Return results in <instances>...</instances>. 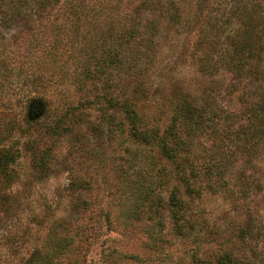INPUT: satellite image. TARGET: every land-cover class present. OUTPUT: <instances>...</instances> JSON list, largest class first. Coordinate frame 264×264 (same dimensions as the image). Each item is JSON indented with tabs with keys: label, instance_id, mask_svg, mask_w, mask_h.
Returning <instances> with one entry per match:
<instances>
[{
	"label": "rangeland",
	"instance_id": "374dc122",
	"mask_svg": "<svg viewBox=\"0 0 264 264\" xmlns=\"http://www.w3.org/2000/svg\"><path fill=\"white\" fill-rule=\"evenodd\" d=\"M111 95L206 110L172 160ZM261 101L264 0H0V264H264Z\"/></svg>",
	"mask_w": 264,
	"mask_h": 264
},
{
	"label": "trees",
	"instance_id": "16d2710c",
	"mask_svg": "<svg viewBox=\"0 0 264 264\" xmlns=\"http://www.w3.org/2000/svg\"><path fill=\"white\" fill-rule=\"evenodd\" d=\"M46 4V2H44ZM248 47V49H246ZM243 49L246 50L247 54L255 51L254 47H249L247 44L243 45ZM259 53H255L254 56H257ZM256 73V72H254ZM108 100L121 110L123 114V125L124 130L129 131V134L132 135L135 139L142 142H155L160 145L161 153L164 157L174 160L176 157L180 156V152L187 149V141L182 136L180 131V124L185 122L187 119H195L197 117H202L203 112L206 110L203 105L196 107L194 103L189 100L181 98L179 105L178 115L172 117L171 124L165 129L162 134L159 133L158 129L155 127H149L147 121L143 114L139 112L136 107L135 100L129 98L122 99L121 97L111 95ZM258 105L255 108V111L252 112L254 116L262 118L264 115V101L257 103ZM254 110V109H253ZM264 130L263 128L256 129L253 131V134H261L258 131ZM260 136V135H259ZM180 159V158H179ZM16 160V154L11 152L9 149L0 147V172L6 173L11 163ZM191 186V185H190ZM188 190L192 189L186 184ZM171 201L173 204H176L182 208V199L177 194V189L173 190L171 194ZM180 208V209H181ZM178 222L180 221L182 215L179 213V210L174 213ZM178 225L183 226L178 223ZM208 261L204 260L201 264H208ZM50 264H63L62 262H55ZM210 264V263H209ZM215 264H243L242 260L236 257L232 252H225L222 254L215 262Z\"/></svg>",
	"mask_w": 264,
	"mask_h": 264
}]
</instances>
